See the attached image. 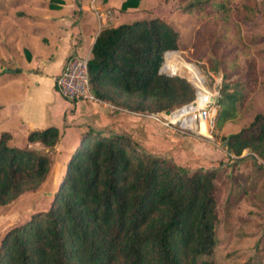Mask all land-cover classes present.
I'll return each instance as SVG.
<instances>
[{
  "label": "trees",
  "instance_id": "16d2710c",
  "mask_svg": "<svg viewBox=\"0 0 264 264\" xmlns=\"http://www.w3.org/2000/svg\"><path fill=\"white\" fill-rule=\"evenodd\" d=\"M139 1L123 0L119 11L137 8ZM255 1L188 0L183 7L199 22L188 60L223 79L236 75L221 86L223 92L235 89L217 101V127L236 115V100L256 88L255 60L240 28L257 12ZM179 46L177 28L157 16L105 25L87 61L94 96L136 114L169 113L190 102L194 86L165 61ZM162 62L170 74L159 71ZM58 136L54 127L34 129L28 145L16 146L1 132L0 207L42 186ZM80 138L47 207L2 235L0 264H214L207 256L218 220L215 168L194 164V155L181 156L183 143L167 158L124 134L89 127ZM223 145L235 156L248 150L264 158V112L227 134Z\"/></svg>",
  "mask_w": 264,
  "mask_h": 264
},
{
  "label": "rangeland",
  "instance_id": "374dc122",
  "mask_svg": "<svg viewBox=\"0 0 264 264\" xmlns=\"http://www.w3.org/2000/svg\"><path fill=\"white\" fill-rule=\"evenodd\" d=\"M14 1L10 0L7 5V3L2 4L0 0V34H4V31L17 20L13 14L12 2ZM115 1L116 5L106 6L112 12L110 24L136 16L152 15L162 18L177 28L180 36V52H174V58L193 63L204 77L205 87L210 91H213L215 87L216 101L212 104L215 119L220 110L217 104L218 99L235 89L230 88L223 92L221 86L233 83L236 75L232 79H223L221 72L211 75L200 64L188 60L187 54L194 42V31L199 24L193 14L183 11L188 0H141L139 7L128 10L126 14L119 13L120 0ZM255 2L257 12L251 19L241 21L240 28L243 40L249 47L251 57L255 60L256 88L249 98L243 101L240 98L236 100L234 104L236 115L233 118L223 121L220 127L214 125L213 121V127L207 129L208 135H200L190 131L181 132L176 126H165L162 124L161 116L157 117L150 113L135 114L147 121L150 126L149 136L143 133L142 139L140 135H136L142 140L140 145L145 150L174 158L175 153L178 152L173 153L175 147L183 143L195 156L194 164L215 168L214 184L218 220L213 251L207 256L214 264H264V175L259 174L260 171H264V158L259 160L253 156L252 159H248L247 174L237 166L242 160L232 158L223 145V138L227 134L247 125L256 113L264 112V0ZM6 6L7 8L4 9ZM182 77L189 80L186 76ZM216 86L219 89H216ZM2 117L0 113V119H3L0 122L4 124L6 119ZM67 144V141H63L60 147L57 146L50 152L53 162L46 180L38 190L24 192L11 203L0 207V239L9 227L28 218L32 211L47 207L52 191L62 177L66 156L73 149H67ZM180 157L179 155L178 158ZM231 159L234 161L229 163Z\"/></svg>",
  "mask_w": 264,
  "mask_h": 264
},
{
  "label": "crops",
  "instance_id": "0c3cea01",
  "mask_svg": "<svg viewBox=\"0 0 264 264\" xmlns=\"http://www.w3.org/2000/svg\"><path fill=\"white\" fill-rule=\"evenodd\" d=\"M122 1L118 3V10ZM9 2L1 0L2 4L8 5ZM116 3L115 0H94L93 3L90 0L12 2L17 20L4 34H0V113L6 119L4 124L0 122V134L9 133L12 136L11 144L28 145L26 136L30 130L47 127H54L58 131L56 148L67 141L66 148L69 150L89 127L104 133L127 135L139 144L142 140L136 135L142 139L143 133L150 135L149 124L135 116L136 113L102 100L71 102L54 87V79L69 55L90 57L100 28L133 19L110 24L112 18L109 19V15L112 17V12L106 6ZM128 10L119 13L126 14ZM181 149L179 153L185 159L193 155L185 144ZM229 155L242 160L237 166L248 174V159H252L250 152L244 150L239 156ZM184 158L180 157V162ZM260 173L264 175L263 170Z\"/></svg>",
  "mask_w": 264,
  "mask_h": 264
},
{
  "label": "built area",
  "instance_id": "2783aa9c",
  "mask_svg": "<svg viewBox=\"0 0 264 264\" xmlns=\"http://www.w3.org/2000/svg\"><path fill=\"white\" fill-rule=\"evenodd\" d=\"M93 1L94 0H90L91 3H93ZM109 19H111V15H109ZM87 61V56L80 57L74 54L69 55L65 59L61 70L54 79L55 90L64 99L71 102L77 100L100 102V100L94 96L90 88ZM159 71L169 73L162 68V65ZM190 82L195 87V96L190 102L173 109L169 113L158 112L150 114L157 117L161 116L163 119L162 124L165 126H176L181 132L190 131L200 135H206L200 132V126L203 122L206 125V129H211L213 127L214 107L212 105V99L216 95V90L215 87L213 91L207 89L202 97H198L197 93L200 88L191 80ZM252 156L262 160L254 154H252Z\"/></svg>",
  "mask_w": 264,
  "mask_h": 264
},
{
  "label": "bare ground",
  "instance_id": "6f19581e",
  "mask_svg": "<svg viewBox=\"0 0 264 264\" xmlns=\"http://www.w3.org/2000/svg\"><path fill=\"white\" fill-rule=\"evenodd\" d=\"M165 53H167V51L164 52L163 57ZM174 57L175 55L173 53L167 54L165 56V61H167V63L171 67H173L176 72L185 74L189 80H191L198 88H200L198 89L197 96L202 97L205 94V91H207V88L204 85V82H203L204 77L201 75L200 71L197 69V67L193 63L186 62L185 60L176 59ZM163 64L164 62H162V68L168 71L167 69L164 68ZM200 132L208 135L207 133L208 130L206 129V125L203 122L201 123V126H200Z\"/></svg>",
  "mask_w": 264,
  "mask_h": 264
},
{
  "label": "water",
  "instance_id": "95a60500",
  "mask_svg": "<svg viewBox=\"0 0 264 264\" xmlns=\"http://www.w3.org/2000/svg\"><path fill=\"white\" fill-rule=\"evenodd\" d=\"M172 75H175V74H172ZM217 89H219V87L217 86ZM213 102H215L216 101V98L215 97H213ZM82 140V138L79 140V142Z\"/></svg>",
  "mask_w": 264,
  "mask_h": 264
}]
</instances>
